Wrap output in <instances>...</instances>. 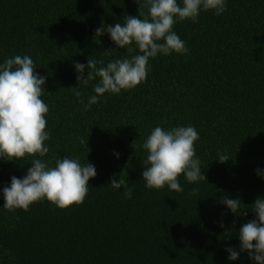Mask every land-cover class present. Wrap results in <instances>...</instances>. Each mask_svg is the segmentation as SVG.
<instances>
[{"label":"trees","instance_id":"16d2710c","mask_svg":"<svg viewBox=\"0 0 264 264\" xmlns=\"http://www.w3.org/2000/svg\"><path fill=\"white\" fill-rule=\"evenodd\" d=\"M225 3L220 16L201 9L195 22L176 18L173 31L187 54H158L144 82L106 93L86 111L99 78L79 86L81 104L71 89L78 87L75 63L87 65L93 57L106 66L139 54L135 45L129 54L107 33L96 38L95 32L138 16L139 6L133 0H0V64L27 55L46 78L41 99L49 107V152L35 158L49 167L78 159L97 170L82 205L61 210L44 199L28 211H9L3 188L12 176L24 178L33 157L0 160V264H255L245 252L230 260L226 249L239 252L237 233L256 219L250 206L264 198L257 174L264 173V0ZM158 126L197 130L196 158L207 180L189 183L182 175V192L146 187L143 144ZM218 154L231 160L222 164ZM120 174L131 199L123 187L109 186ZM225 196L242 201L240 216L220 202Z\"/></svg>","mask_w":264,"mask_h":264},{"label":"clouds","instance_id":"9594fccd","mask_svg":"<svg viewBox=\"0 0 264 264\" xmlns=\"http://www.w3.org/2000/svg\"><path fill=\"white\" fill-rule=\"evenodd\" d=\"M133 2L139 6L138 16L125 15L122 23L101 26L95 32L96 38L107 33L119 49H126L129 54L135 51L132 47L135 45L139 54L110 61L106 66L104 60L93 57L88 58L87 65H74L78 73V87L71 89L81 104L84 101L79 86L83 84L87 87L99 78L94 86L95 95L90 96L85 105L86 111L98 104L106 93L118 95L122 90L134 89L144 82L149 61L158 54H187L185 42L173 31L176 18L195 22L201 9L214 11L217 16L226 11L225 0H182V5L177 0ZM86 68L87 78L84 76ZM45 84L46 78L37 74L30 56L16 55L0 64V160L16 162L33 157L24 178L12 176L10 186L3 188V207L9 211H28L31 205L44 199L61 210L82 205L88 195L89 181L97 176L94 164L89 162L82 165L78 159L65 157L57 159L55 167H49L44 160L35 158L44 157L49 152L45 146V141L50 139L45 119L49 107L41 99ZM198 139L199 134L193 126L167 131L155 127L143 144L148 153L142 173L146 187L161 190L167 186L174 192H182L178 179L182 175L189 183L207 180L202 173L201 161L196 158L195 143ZM229 160L227 154H218L217 161L220 163ZM121 174L118 178L114 176L109 186L114 189L123 187V195L131 199L132 189L127 187ZM257 174L264 179V173L257 170ZM197 192L198 189H194L192 194ZM220 202L234 215L240 216L237 214L242 203L240 199L225 196ZM250 207L256 219L240 227L237 233L239 252L232 247L226 251L232 261L240 258V252H245L255 264H264V198H257ZM220 226L225 227L223 223Z\"/></svg>","mask_w":264,"mask_h":264}]
</instances>
